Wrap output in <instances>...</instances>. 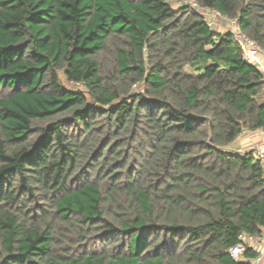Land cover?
Masks as SVG:
<instances>
[{"label":"trees","instance_id":"obj_1","mask_svg":"<svg viewBox=\"0 0 264 264\" xmlns=\"http://www.w3.org/2000/svg\"><path fill=\"white\" fill-rule=\"evenodd\" d=\"M200 9L264 54V0H0V264H247L264 76Z\"/></svg>","mask_w":264,"mask_h":264},{"label":"built area","instance_id":"obj_2","mask_svg":"<svg viewBox=\"0 0 264 264\" xmlns=\"http://www.w3.org/2000/svg\"><path fill=\"white\" fill-rule=\"evenodd\" d=\"M190 3L193 6H198L197 2L191 1ZM231 22V30L233 31L236 39L239 40L244 50V58L248 63L255 65L264 76V54L260 50L258 43L250 37L246 36L240 30L236 20H232ZM262 133L264 134V130H262ZM252 150H254L258 155L264 168V150L258 146L253 147ZM239 240V243L230 249L231 255L237 261L246 262L247 264H264V228L261 234H242L240 235ZM247 248H250L255 252V255L253 257H246L244 255Z\"/></svg>","mask_w":264,"mask_h":264},{"label":"rangeland","instance_id":"obj_3","mask_svg":"<svg viewBox=\"0 0 264 264\" xmlns=\"http://www.w3.org/2000/svg\"><path fill=\"white\" fill-rule=\"evenodd\" d=\"M176 5V4H175ZM202 10V9H201ZM204 12H208V14H210V21H211V24H216L218 25V28H222L223 30H226L227 26H229V28L232 27V20H227L226 18H221L219 16H216L215 18V13L211 14V10L210 9H204L202 10ZM229 24V25H228ZM209 48V47H208ZM211 59H202L197 65L196 67H192V66H187V69L193 73H196V72H200V71H203L205 65L211 63ZM70 86H73L72 84H68ZM249 133V134H248ZM245 134V135H243ZM250 137H248V135ZM245 136L241 141L238 142V138L240 136ZM234 142V148L238 151H245V150H252L251 148L252 147H257L258 145H263L264 143V134L262 133V130L261 129H258V130H245L241 135H240ZM242 136V137H243ZM261 140L260 142H257L258 140ZM245 145V147H244ZM259 147V146H258Z\"/></svg>","mask_w":264,"mask_h":264},{"label":"crops","instance_id":"obj_4","mask_svg":"<svg viewBox=\"0 0 264 264\" xmlns=\"http://www.w3.org/2000/svg\"><path fill=\"white\" fill-rule=\"evenodd\" d=\"M220 28H221V27H220ZM226 28H227V27H226ZM248 134H249V133H248ZM248 134H247V135H248ZM243 135H245V134H243ZM243 135H242V136H243ZM242 136H240V137L238 138V142L241 141L246 135L243 136V137H242ZM248 137H250V136L248 135ZM236 141H237V140H236ZM260 141H261V140L259 139L257 142H260ZM258 146L264 150V143H263V145H261V146L258 145ZM244 147H245V145H244ZM252 148H253V147H252ZM252 148H251V149H252Z\"/></svg>","mask_w":264,"mask_h":264}]
</instances>
